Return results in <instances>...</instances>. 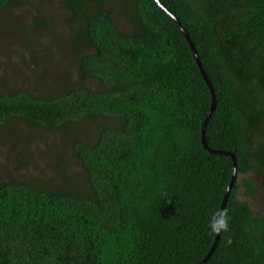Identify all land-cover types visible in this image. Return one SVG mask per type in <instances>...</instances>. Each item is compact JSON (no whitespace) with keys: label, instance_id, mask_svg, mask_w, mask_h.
I'll return each instance as SVG.
<instances>
[{"label":"trees","instance_id":"trees-1","mask_svg":"<svg viewBox=\"0 0 264 264\" xmlns=\"http://www.w3.org/2000/svg\"><path fill=\"white\" fill-rule=\"evenodd\" d=\"M14 1L0 0V10ZM109 1L63 0L78 69L96 88L0 93V129L13 119L48 131L94 116L116 121L95 142L72 145L87 191L0 184V264H199L214 246L208 222L234 160L203 144L212 90L155 0H124L130 33ZM160 1L189 32L215 89L208 142L237 157L229 230L206 264H264V213L239 198L242 187L264 194V0ZM250 173L259 185L250 176L239 183Z\"/></svg>","mask_w":264,"mask_h":264},{"label":"rangeland","instance_id":"rangeland-1","mask_svg":"<svg viewBox=\"0 0 264 264\" xmlns=\"http://www.w3.org/2000/svg\"><path fill=\"white\" fill-rule=\"evenodd\" d=\"M124 0H110L109 9L118 27L133 30L124 11ZM63 0H15L0 10V93L24 90L33 95L59 94L76 86L96 88L82 78L73 48L74 33ZM42 20H48L45 25ZM116 124L102 116L88 117L67 130L48 131L13 119L0 129V184L28 181L52 190L87 191L86 173L74 156L73 143H93L103 126ZM250 173L240 176L239 183ZM239 198L256 212L264 213V194L248 196L245 187Z\"/></svg>","mask_w":264,"mask_h":264},{"label":"water","instance_id":"water-1","mask_svg":"<svg viewBox=\"0 0 264 264\" xmlns=\"http://www.w3.org/2000/svg\"><path fill=\"white\" fill-rule=\"evenodd\" d=\"M159 6L163 9V11H165L167 14L170 15L171 18H173V20L176 21V23L179 25V27L181 28V30L183 31V34L185 35V37L188 39L192 49H193V52H194V55L197 59V62L200 66V69L205 77V80L207 81V83L209 84L211 90H212V93H213V105H212V109L203 125V144H204V147L206 148V150H208L210 153H214V154H220V155H227V156H230L233 158L234 160V175H233V179H232V182L229 186V188L227 189L226 191V195H225V198H224V201H223V204H222V209L221 211H225L226 209V206L228 204V201L230 199V195H231V192L238 180V163H237V157L234 153L232 152H229V151H223V150H219V149H214L213 147L210 146L209 142H208V139H207V136H206V129H207V126H208V123L210 121V119L212 118L213 114H214V111L216 109V102H217V99H216V92H215V89L212 85V82L210 81L205 69H204V66L202 64V61L200 59V56H199V53L196 49V46L189 34V32L187 31V29L183 26V24L181 23V21L179 20V18L174 15L169 9H167L160 0H155ZM221 236H222V232L218 233L217 235V238H216V241L214 243V246L212 247L210 253L208 254V256L199 264H206L210 258L212 257V255L214 254L215 250L217 249L218 247V244H219V241L221 239Z\"/></svg>","mask_w":264,"mask_h":264},{"label":"clouds","instance_id":"clouds-1","mask_svg":"<svg viewBox=\"0 0 264 264\" xmlns=\"http://www.w3.org/2000/svg\"><path fill=\"white\" fill-rule=\"evenodd\" d=\"M230 216L225 211L213 213L209 219L208 227L211 232L220 233L229 230Z\"/></svg>","mask_w":264,"mask_h":264}]
</instances>
